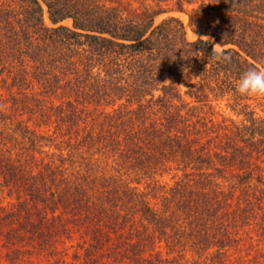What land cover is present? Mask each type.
I'll list each match as a JSON object with an SVG mask.
<instances>
[{
	"label": "trees",
	"instance_id": "obj_1",
	"mask_svg": "<svg viewBox=\"0 0 264 264\" xmlns=\"http://www.w3.org/2000/svg\"><path fill=\"white\" fill-rule=\"evenodd\" d=\"M172 10L197 39L156 22ZM251 67L264 0H0L10 252L75 239L84 264H264V98L236 90Z\"/></svg>",
	"mask_w": 264,
	"mask_h": 264
},
{
	"label": "rangeland",
	"instance_id": "obj_2",
	"mask_svg": "<svg viewBox=\"0 0 264 264\" xmlns=\"http://www.w3.org/2000/svg\"><path fill=\"white\" fill-rule=\"evenodd\" d=\"M121 4L131 8V9H143L147 6L152 7L153 9L157 8H171L175 7V0L170 3L156 4L153 0H117ZM210 3V0H208ZM199 3L194 5L187 6V12L190 13L193 8H197ZM47 9V8H46ZM186 12H180L172 10L170 12H164L157 16L156 22L159 23L162 19L167 17L168 15H176L179 16L185 23L186 31L188 38L190 40L197 39L196 34L192 30L190 26V17ZM212 16H214V12H212ZM46 21L49 25H51V21L49 19L48 13H46ZM71 21V22H70ZM68 25H72V20H68L65 22ZM215 46L220 49V46L217 44L214 38H210ZM10 226L3 224L0 227V264H84L78 261L74 256L75 247H71L70 244L75 243L74 240H70L67 243H61L53 239L51 242H45L43 239L35 241L34 244L27 242L26 245L23 242H20L16 245L19 247V251L10 252L12 249L11 246H7L5 241V236L3 231H7ZM22 231V230H21ZM70 243V244H69ZM68 244V245H67ZM11 248V249H10ZM66 259V261H65Z\"/></svg>",
	"mask_w": 264,
	"mask_h": 264
},
{
	"label": "clouds",
	"instance_id": "obj_3",
	"mask_svg": "<svg viewBox=\"0 0 264 264\" xmlns=\"http://www.w3.org/2000/svg\"><path fill=\"white\" fill-rule=\"evenodd\" d=\"M216 60H228L226 52H213ZM236 90L241 96L264 98V69L251 67L239 77Z\"/></svg>",
	"mask_w": 264,
	"mask_h": 264
},
{
	"label": "water",
	"instance_id": "obj_4",
	"mask_svg": "<svg viewBox=\"0 0 264 264\" xmlns=\"http://www.w3.org/2000/svg\"><path fill=\"white\" fill-rule=\"evenodd\" d=\"M46 8H47V6H46Z\"/></svg>",
	"mask_w": 264,
	"mask_h": 264
},
{
	"label": "bare ground",
	"instance_id": "obj_5",
	"mask_svg": "<svg viewBox=\"0 0 264 264\" xmlns=\"http://www.w3.org/2000/svg\"><path fill=\"white\" fill-rule=\"evenodd\" d=\"M71 22V21H70Z\"/></svg>",
	"mask_w": 264,
	"mask_h": 264
}]
</instances>
